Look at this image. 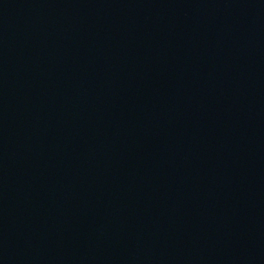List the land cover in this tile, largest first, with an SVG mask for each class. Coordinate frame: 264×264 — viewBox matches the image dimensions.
Listing matches in <instances>:
<instances>
[{"label":"water","instance_id":"1","mask_svg":"<svg viewBox=\"0 0 264 264\" xmlns=\"http://www.w3.org/2000/svg\"><path fill=\"white\" fill-rule=\"evenodd\" d=\"M0 264H264V0H0Z\"/></svg>","mask_w":264,"mask_h":264}]
</instances>
